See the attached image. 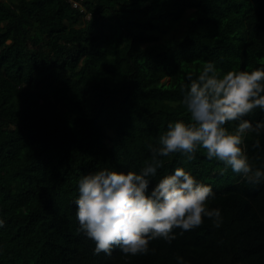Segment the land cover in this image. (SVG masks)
I'll return each instance as SVG.
<instances>
[{
    "label": "trees",
    "instance_id": "1",
    "mask_svg": "<svg viewBox=\"0 0 264 264\" xmlns=\"http://www.w3.org/2000/svg\"><path fill=\"white\" fill-rule=\"evenodd\" d=\"M207 61L264 66V0H0V264H264V183L222 173L203 149L165 158L155 180L185 167L212 185L221 227L205 218L171 244L151 241L155 254L127 257L96 255L77 232L78 180L138 171L168 121L189 119L181 86ZM245 145L264 167V135Z\"/></svg>",
    "mask_w": 264,
    "mask_h": 264
},
{
    "label": "clouds",
    "instance_id": "2",
    "mask_svg": "<svg viewBox=\"0 0 264 264\" xmlns=\"http://www.w3.org/2000/svg\"><path fill=\"white\" fill-rule=\"evenodd\" d=\"M185 80L180 104L189 119L168 121L155 144L148 145L150 158L138 171L101 168L78 180L77 232L93 241L94 254L111 256L115 249L126 257L155 254L151 241L171 244L177 235L199 228L205 218L221 227L222 210L210 206L212 185L185 167L155 180L165 158L174 153L190 161L203 149L208 160L223 164L222 173L231 169L249 184L264 183V167L251 162L245 145L249 136L264 135V119L248 118L264 113V66L222 72L207 61L198 74L187 72ZM254 147L260 148L259 139ZM5 223L0 218V228ZM175 260L190 264L180 255Z\"/></svg>",
    "mask_w": 264,
    "mask_h": 264
},
{
    "label": "rangeland",
    "instance_id": "3",
    "mask_svg": "<svg viewBox=\"0 0 264 264\" xmlns=\"http://www.w3.org/2000/svg\"><path fill=\"white\" fill-rule=\"evenodd\" d=\"M6 1L10 2V0H6ZM186 23H187V19L184 18L181 22L172 26L171 29L169 30V33L167 34V37H179L181 35V32L184 30Z\"/></svg>",
    "mask_w": 264,
    "mask_h": 264
},
{
    "label": "built area",
    "instance_id": "4",
    "mask_svg": "<svg viewBox=\"0 0 264 264\" xmlns=\"http://www.w3.org/2000/svg\"><path fill=\"white\" fill-rule=\"evenodd\" d=\"M71 5L73 8H76V9L81 8L80 4L74 1H71Z\"/></svg>",
    "mask_w": 264,
    "mask_h": 264
}]
</instances>
